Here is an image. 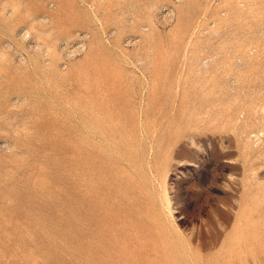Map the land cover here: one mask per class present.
Instances as JSON below:
<instances>
[{
	"label": "rangeland",
	"instance_id": "1",
	"mask_svg": "<svg viewBox=\"0 0 264 264\" xmlns=\"http://www.w3.org/2000/svg\"><path fill=\"white\" fill-rule=\"evenodd\" d=\"M0 264H264V0H0Z\"/></svg>",
	"mask_w": 264,
	"mask_h": 264
},
{
	"label": "bare ground",
	"instance_id": "2",
	"mask_svg": "<svg viewBox=\"0 0 264 264\" xmlns=\"http://www.w3.org/2000/svg\"><path fill=\"white\" fill-rule=\"evenodd\" d=\"M27 33H28V32H27ZM27 33H26V35H27ZM82 47H83V45H82ZM79 49H80V48L77 47L75 50L73 49V52L75 53V52H77V51H80L81 49H80V50H79ZM66 50H67V49H66ZM82 50H83V49H82ZM72 54H73V53H72ZM73 55H75V54H73Z\"/></svg>",
	"mask_w": 264,
	"mask_h": 264
}]
</instances>
